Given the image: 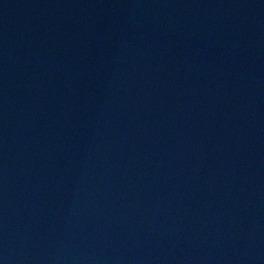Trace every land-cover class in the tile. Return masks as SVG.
Wrapping results in <instances>:
<instances>
[{
    "label": "water",
    "instance_id": "1",
    "mask_svg": "<svg viewBox=\"0 0 264 264\" xmlns=\"http://www.w3.org/2000/svg\"><path fill=\"white\" fill-rule=\"evenodd\" d=\"M0 264H264V0H0Z\"/></svg>",
    "mask_w": 264,
    "mask_h": 264
}]
</instances>
